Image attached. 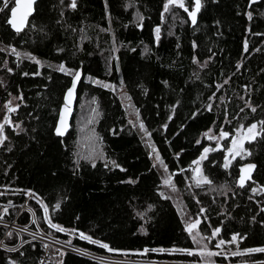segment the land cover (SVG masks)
<instances>
[{"label":"trees","instance_id":"16d2710c","mask_svg":"<svg viewBox=\"0 0 264 264\" xmlns=\"http://www.w3.org/2000/svg\"><path fill=\"white\" fill-rule=\"evenodd\" d=\"M249 2L200 0L193 24L195 0H183L184 8L170 4L168 11V0H76L75 8L71 0H39L28 27L18 33L8 22L14 0L7 8L0 0V122L7 102L14 97L19 103L0 147V219L12 222L32 195L28 204L38 228L76 248L201 261L188 254L196 247L185 220L129 125L115 90L123 87L183 191L187 210L198 217L197 229L209 236L220 229L216 263L264 262V252H249L264 248V0L251 8ZM61 65L72 74L59 71ZM77 72L81 84L72 128L65 138L56 137ZM86 98L96 105L98 157L83 156L75 130L77 108ZM255 123L260 133L247 144L246 158L226 168L224 151L210 152L204 167L212 183L190 190L191 169L209 146L205 133H234ZM244 164L256 170L238 187ZM8 203L14 206L6 210ZM17 224L38 230L26 211ZM29 239L22 236L23 245L14 251L0 248V264H40L46 244ZM221 239L226 243L217 247ZM2 241L15 247L20 236L0 228ZM49 264L102 263L63 252Z\"/></svg>","mask_w":264,"mask_h":264},{"label":"rangeland","instance_id":"374dc122","mask_svg":"<svg viewBox=\"0 0 264 264\" xmlns=\"http://www.w3.org/2000/svg\"><path fill=\"white\" fill-rule=\"evenodd\" d=\"M106 85V84H104ZM117 91L121 102L126 110L129 125L133 130L139 134L141 137L144 145L147 147L150 157L152 158L153 164L156 167V169L160 172V174L163 177V186L164 191L168 196H170L173 201L175 202L176 206L178 207L181 215L183 216L185 220V226H187L189 223H192L194 221L198 220V217H195L190 214L189 210H187L186 205L183 202V191L177 187L174 176L167 172V169L164 165V163H161L162 159L156 150V147L154 146L149 132L147 131L146 127L144 126V129L140 128V123L142 122L140 115L136 114V107L132 103L128 93L123 87L115 88ZM19 107L18 99L12 97L7 104L5 105L4 111H3V117L1 119L0 124H3L8 116L11 115L12 112L10 109H17ZM77 124L75 127L76 133L79 136V146L84 149L86 154H83V156H91V157H98L101 155V146L99 143L98 136L95 132V119L97 117L96 112V105L86 98L80 107L77 108ZM143 123V122H142ZM9 124L11 125L12 122L9 119ZM257 128L254 130L255 134L249 133L247 129L252 125L247 126H239L234 133H229L226 131H220L216 132L214 130H210L205 133L204 138L209 141L208 149H211L207 154L204 153L203 159H199V164L195 163L193 168L191 169L192 175L189 177V184H190V190H194V188H197L199 186H205L207 183H202L199 186L196 184V180L199 179V176L195 174L196 167L200 166V174L207 177L205 173V167H204V160L207 159L208 154L213 151H220L223 150L225 153V161L228 164V167L233 165L236 161H242L246 158L247 155V144L254 140L257 135L260 133V128L257 123ZM144 125V124H143ZM221 132L228 133L229 135L227 137L221 136ZM254 135V138H253ZM236 141L237 148L233 151V154H229V149L232 148L233 141ZM211 144V145H210ZM153 147L155 148V152L153 151ZM235 151H239V155H235ZM157 155L159 159H157ZM240 159V160H239ZM163 162V161H162ZM246 165V164H244ZM243 166V165H242ZM241 166V167H242ZM208 178V177H207ZM171 180V186L166 185L164 183L165 180ZM198 233L196 236V239L198 242H194L196 249L192 251L193 253L198 254V256L201 258V261H193L194 263H200V264H217L215 261L216 256H207V255H200V253L203 252H216L219 253L218 250H214L213 248L216 246L215 244V237L204 235L199 229L194 230L193 234ZM24 234V235H23ZM47 235V234H45ZM22 236H28L30 239H44V240H51L52 242L56 243L54 246V249H58L56 245H60L61 241H57V239L51 237L47 238L44 236V233H42L40 230H33L32 228H29L28 226H24V230L22 233ZM49 236V235H47ZM192 237V235H191ZM203 237V239H201ZM43 241V240H42ZM41 240H38V242L43 243ZM218 245V244H217ZM223 247V245L221 246ZM167 253V252H166ZM170 253V252H168ZM58 257V256H57ZM111 256H100L98 255L99 262L102 264H113L114 260L110 258ZM119 257L123 260V263H128L129 259H137V260H149V259H140V258H134L132 256H115Z\"/></svg>","mask_w":264,"mask_h":264},{"label":"snow or ice","instance_id":"6c2138e0","mask_svg":"<svg viewBox=\"0 0 264 264\" xmlns=\"http://www.w3.org/2000/svg\"><path fill=\"white\" fill-rule=\"evenodd\" d=\"M15 2V7H13L11 9V19L8 21L12 27L15 29L16 32H21L26 24V21H27V17L31 15L32 13V6L33 4L35 3V0H14ZM253 2H255V0H253ZM10 3V0H4V7L7 8L8 5ZM195 3H196V11H199V8H200V0H195ZM170 4H175L181 8H184V3H183V0H168V3L165 4L164 6V10L165 11H168V8H169V5ZM71 7L72 8H75L76 7V0H71ZM3 9H0V11H2ZM185 11H187V8H185ZM189 15L191 16L192 18V23L195 24L196 23V12H190ZM249 18H251V16L249 15ZM156 33H157V38H159L158 34L160 32V29L157 28L156 30ZM13 51H15L13 49ZM37 63H39V61H37ZM59 71L61 72H68V74H72L70 71L66 70L64 68L63 65H61L58 69ZM80 79V74L77 72L74 76V82H73V87L71 89L68 90V93H67V99H68V102L69 103H66L65 104V109H64V112L65 114H67L69 111H70V108H69V105H70V101H71V98H72V95H73V91L75 89V86H76V81H78ZM99 83V82H97ZM105 87H109L108 85H104ZM11 111H15V109H10ZM252 111H255V108L252 109ZM136 114L138 116L139 112L138 110H136ZM8 121H6L7 123ZM262 126H264V121H261L260 122ZM140 128L141 129H144V125L143 123L141 122L140 123ZM3 128H4V125L3 124H0V134H2L3 132ZM257 128V125L256 124H252L248 129L247 131L249 133H253L255 134L254 130ZM67 130V123H66V115H62L61 116V120H60V126L57 127L56 129V134L58 136H63L65 134V131ZM146 131V129H144ZM150 135V134H149ZM229 134L228 133H224V132H221V136H224V137H227ZM253 138H254V135H253ZM2 139H6V137H0V142H2ZM237 148V144H236V141L234 140L233 141V144H232V148L229 149V154H233V151ZM211 149H208L206 148L204 150L205 154H207ZM153 151L155 152V148L153 147ZM239 151H235V155H239ZM204 157L202 156L201 159H203ZM157 159H159L158 155H157ZM161 163H163L161 161ZM195 163L199 164V161H196ZM94 166V165H93ZM226 168L228 167V164L226 163L224 165ZM166 167V166H165ZM255 168V165H248L246 169H244L243 171L245 172H250L251 169H254ZM196 173L197 175L199 176V179L196 180V184L197 186H199L200 184L202 183H207V184H211L212 182L205 176L201 175L200 174V169L197 168L196 170ZM245 179H251V176L250 175H247V176H241L240 177V186L243 187L244 186V182H245ZM164 183L166 185H169L171 186V180H165ZM56 207L58 208L59 205H56ZM44 211H45V214H46V218H47V212H48V208L47 206L44 207ZM203 211V210H202ZM49 224L51 227L53 228H56L58 231H64L63 228H61L59 225H56V224H53L51 222V220L49 219L48 220ZM200 223L199 220L197 221H194L192 223H189L186 228H187V231L189 232L190 235H192V239L194 242H198L197 239H196V236L198 235V233L196 234H193L194 233V230H196L198 228V224ZM220 232V229L217 228L213 231L212 233V236L215 237L219 234ZM81 237L84 238V239H91L90 237H85L83 235V233H81ZM201 239H203V237H201ZM237 240V236H233L232 237V241L231 242H236ZM93 243H100L99 241H92ZM226 243V241H224L223 239H221L219 241V244L217 245V247L219 246H222ZM101 247L103 248H108L109 251H114L113 249H110L109 246L107 244H100ZM12 250V249H10ZM249 252H264V248H257V249H250ZM188 254L192 255L194 253L192 252H189ZM239 253H233V255H237ZM200 255H207V256H216V255H220V253H216V252H201Z\"/></svg>","mask_w":264,"mask_h":264},{"label":"built area","instance_id":"2783aa9c","mask_svg":"<svg viewBox=\"0 0 264 264\" xmlns=\"http://www.w3.org/2000/svg\"><path fill=\"white\" fill-rule=\"evenodd\" d=\"M32 197L33 196L30 195L28 200L24 204L21 205L19 214L16 216V218L12 222L11 221H7L6 219H3V218L0 219V228H4L6 230V235H8L10 232H15V233H17L20 236V241H19L17 246L9 248L2 241L0 243V248L1 249L7 250V251H14V250H17L18 248H20L23 245L22 233H23V230H24V226H20V225L17 224V218L23 211L28 212L31 215V217H32L33 223H35L37 225L35 211L28 204V201ZM13 206L14 205L10 204V203L5 204L6 210H9ZM28 227L31 228L30 225ZM37 228H38V225H37ZM38 230H40V229L38 228ZM44 236L47 237L48 239L51 238L50 236H47L45 234H44ZM38 240H41V241L43 240L42 242L44 244H46L45 254H44L40 264H49L50 260L53 257L60 256V254L63 253V252H72V253L79 254L81 256H88V257H90V259L98 261V262L100 261L97 258L98 254H95V253H92V252H89V251H86V250H82V249L76 248L70 243H65V242L61 241L60 245H56L58 247V249H56L54 251H51V248H54L56 243L52 242L50 239L49 240H44V239H40V238L29 239V242H38ZM57 241H59V240H57ZM10 249H12V250H10ZM100 256H106V255H100ZM110 258L112 260H114L113 264H126V263H123V260L121 258H119V257L111 256ZM125 261H128L127 264H200V263L183 262V261H158V260H146V261H143V260H137V259H129V260H125ZM254 264H264V262H256Z\"/></svg>","mask_w":264,"mask_h":264},{"label":"water","instance_id":"95a60500","mask_svg":"<svg viewBox=\"0 0 264 264\" xmlns=\"http://www.w3.org/2000/svg\"><path fill=\"white\" fill-rule=\"evenodd\" d=\"M10 1H11V0H10ZM38 1H39V0H35V3H34L33 6H32V9H33V10H32V13H31L30 16L27 17L26 24H25V26H24V28H23V30H22L21 32H23V31L28 27V25H29V23H30V19L32 18V16L34 15V13H35V11H36V5H37ZM262 1H263V0H255V2H253V0H250V2H249V8H251L252 6H254V5H256V4L261 3ZM199 10H200V8H199ZM194 12H196V17H197L199 11H196V8H195V11H194ZM10 19H11V17H10ZM10 19H9V20H10ZM9 24H10V23H9ZM10 25H11V24H10ZM11 26H12V25H11ZM12 28H13V27H12ZM13 29H14V28H13ZM14 31H15V29H14ZM18 33H19V32H18ZM73 82H74V79H73L72 84H71V86H70L69 89H71V88L73 87ZM80 84H81V78H80L78 81H76V86H75V89H74V91H73V95H72V98H71V101H70V105H69L70 111H69L67 114H65L64 109H65V104H66V103H69V102H68V99H67V93H68V90H69V89L67 90V92H66V94H65V96H64V104L62 105V107H61V109H60L59 117H58L57 124H56V128H55V136H56V137L65 138V137L68 135V133L71 131V128H72V122H73L74 113H75L76 104H77V99H78V91H79ZM62 115H66L67 130L65 131V134H64L63 136H58V135L56 134V129H57V127L60 126V120H61V116H62ZM9 119H10V116H8L7 119L5 120V122L3 123L4 128H3V132H2V134H0V137H5V129H6V127L9 125ZM6 121H8V122L6 123ZM4 141H5V139H2V142H0V147L3 145ZM248 165H253V164H246V165H243V166L240 168V174H239V178H238V180H237V186H238V187H241V186H240V177H241L242 175H243V176H247V175H250V176H251V179H245L244 186L247 185V184L252 180V178H253L254 172H255V170H256V166H255L254 169H251L250 172H245V171H243L244 169L247 168ZM197 168L200 169V166L198 165V166L196 167V169H197ZM196 174H197V173H196ZM199 226H200V223L198 224V227H199ZM186 231H187V228H186ZM187 232H188V231H187ZM188 233H189V232H188ZM84 257L90 259V257H88V256H84Z\"/></svg>","mask_w":264,"mask_h":264}]
</instances>
